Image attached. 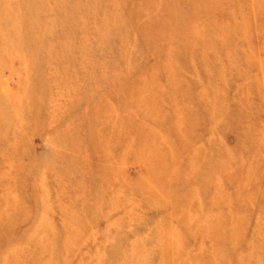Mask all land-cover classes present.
Masks as SVG:
<instances>
[{
    "label": "rangeland",
    "instance_id": "1",
    "mask_svg": "<svg viewBox=\"0 0 264 264\" xmlns=\"http://www.w3.org/2000/svg\"><path fill=\"white\" fill-rule=\"evenodd\" d=\"M0 264H264V0H0Z\"/></svg>",
    "mask_w": 264,
    "mask_h": 264
}]
</instances>
